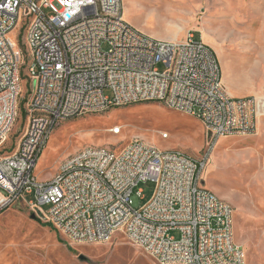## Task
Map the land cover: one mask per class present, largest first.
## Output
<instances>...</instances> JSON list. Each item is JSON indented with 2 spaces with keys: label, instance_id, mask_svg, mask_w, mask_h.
<instances>
[{
  "label": "built area",
  "instance_id": "2783aa9c",
  "mask_svg": "<svg viewBox=\"0 0 264 264\" xmlns=\"http://www.w3.org/2000/svg\"><path fill=\"white\" fill-rule=\"evenodd\" d=\"M21 19L32 93L26 130L5 154L22 96L26 53L11 38ZM151 102L197 118L213 148L256 135L264 116L263 99L229 95L216 53L193 32L173 43L145 37L125 23L123 0H0V211L21 202L76 244L122 233L159 264H246L232 206L201 186L210 154L197 160L137 140L121 152L86 149L50 181L35 176L63 121ZM149 183L154 194L138 209L135 190Z\"/></svg>",
  "mask_w": 264,
  "mask_h": 264
},
{
  "label": "rangeland",
  "instance_id": "374dc122",
  "mask_svg": "<svg viewBox=\"0 0 264 264\" xmlns=\"http://www.w3.org/2000/svg\"><path fill=\"white\" fill-rule=\"evenodd\" d=\"M123 18L158 42L173 43L193 32L196 42L206 43L216 53L223 86L232 98L264 96V0H123ZM26 26L21 19L11 35L15 45L24 49L26 59L21 72L19 118L5 154L16 149L27 125L32 81ZM107 48L105 45L104 50ZM105 95L112 97L113 92L106 90ZM260 125L262 129L254 136L222 138L213 148L215 140L197 118L161 103L114 108L60 123L34 174L40 182H47L86 149L121 152L137 140L161 152L181 151L197 160L210 154L201 186L232 206L233 237L245 251L246 264H264V120ZM138 190L144 200L137 195ZM154 190L153 183L140 185L135 190V207L147 204ZM49 209L43 208L45 212ZM0 264L159 263L130 244L122 233L102 243H73L25 204L15 202L0 211Z\"/></svg>",
  "mask_w": 264,
  "mask_h": 264
},
{
  "label": "crops",
  "instance_id": "0c3cea01",
  "mask_svg": "<svg viewBox=\"0 0 264 264\" xmlns=\"http://www.w3.org/2000/svg\"><path fill=\"white\" fill-rule=\"evenodd\" d=\"M188 33H189V32H187V33L185 34L184 37H178L179 39H176V40H177V41H182V40H184V39L187 37ZM254 97H255V96H254ZM256 98H259V99H263V100H264V96H262V97H256ZM261 118H262V117H261ZM259 120H260V119H259ZM259 120H258V129H257V133H258L259 129H262V126L260 125V123H261L262 120H264V116H263L262 120L260 121V123H259ZM260 126H261V127H260ZM0 197H1V193H0Z\"/></svg>",
  "mask_w": 264,
  "mask_h": 264
},
{
  "label": "water",
  "instance_id": "95a60500",
  "mask_svg": "<svg viewBox=\"0 0 264 264\" xmlns=\"http://www.w3.org/2000/svg\"><path fill=\"white\" fill-rule=\"evenodd\" d=\"M81 260H82V261H85V258H84V257H81Z\"/></svg>",
  "mask_w": 264,
  "mask_h": 264
},
{
  "label": "trees",
  "instance_id": "16d2710c",
  "mask_svg": "<svg viewBox=\"0 0 264 264\" xmlns=\"http://www.w3.org/2000/svg\"><path fill=\"white\" fill-rule=\"evenodd\" d=\"M53 230H55V231H56V229H54V228H53ZM57 232H58V231H57Z\"/></svg>",
  "mask_w": 264,
  "mask_h": 264
},
{
  "label": "bare ground",
  "instance_id": "6f19581e",
  "mask_svg": "<svg viewBox=\"0 0 264 264\" xmlns=\"http://www.w3.org/2000/svg\"><path fill=\"white\" fill-rule=\"evenodd\" d=\"M261 118V117H260ZM218 144V143H217ZM217 144H216V146H217Z\"/></svg>",
  "mask_w": 264,
  "mask_h": 264
}]
</instances>
